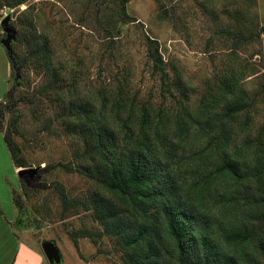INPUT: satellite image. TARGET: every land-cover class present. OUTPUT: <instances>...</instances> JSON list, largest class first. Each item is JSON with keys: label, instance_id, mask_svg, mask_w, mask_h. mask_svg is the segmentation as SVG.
<instances>
[{"label": "rangeland", "instance_id": "obj_1", "mask_svg": "<svg viewBox=\"0 0 264 264\" xmlns=\"http://www.w3.org/2000/svg\"><path fill=\"white\" fill-rule=\"evenodd\" d=\"M123 6L0 0V40L11 15L20 67L13 89L0 42L2 132L12 133L24 167L38 168L31 185L14 180L15 234L36 246L55 241L62 264H140L125 242L147 224L157 229L148 236L156 245L150 264H264V0ZM242 92L245 108L226 116ZM138 143L159 159L177 202L199 215L185 262L161 203L136 213L108 187L110 169ZM234 156L247 179L208 177ZM102 210L114 213L112 231ZM234 232L242 239L227 242L224 234Z\"/></svg>", "mask_w": 264, "mask_h": 264}, {"label": "trees", "instance_id": "obj_2", "mask_svg": "<svg viewBox=\"0 0 264 264\" xmlns=\"http://www.w3.org/2000/svg\"><path fill=\"white\" fill-rule=\"evenodd\" d=\"M128 1L123 0L125 12H127ZM20 3L18 2V4ZM158 60L162 63V57L159 56ZM244 94L242 92L240 98L227 109L226 116H234L245 108ZM3 107L5 106L0 105V132L3 131ZM145 122L147 123L148 120H145ZM4 137L11 150L15 164L18 167L26 166V161L17 156L20 147L8 129L5 131ZM141 144H137L139 145V147H136L137 149H131L128 156L123 160V165L110 169L108 187L119 193L130 206V210H134L136 213L146 214L161 203V210L166 218L167 229L174 240L180 260L185 262L191 253L194 243L190 235L192 231L191 225L198 221L199 215L187 205L177 202L175 192H173L176 189L173 186V182L161 170L159 159L151 151L140 150ZM218 173L238 180L247 179L248 177V171L236 156L233 158L227 157L224 164L216 169V173H210L208 177H217ZM258 176L264 181V170H259ZM102 213H104L102 218L107 221L105 224L107 229L112 231L115 227L114 222L110 221L107 216L111 217L114 213L108 215L103 210ZM153 235H157V229L147 224L142 225L138 231L127 234L128 239L125 244L127 248H132L129 256L133 260L140 264H150V260L156 255V245L152 239L148 238V236L151 237ZM224 236L225 240L230 243L242 239L243 234L234 232L225 233ZM202 239L203 243L208 242L206 236H203ZM212 254L216 255L217 252L213 250L206 251L203 256L204 261L209 263ZM230 261H226L224 264H232Z\"/></svg>", "mask_w": 264, "mask_h": 264}, {"label": "crops", "instance_id": "obj_3", "mask_svg": "<svg viewBox=\"0 0 264 264\" xmlns=\"http://www.w3.org/2000/svg\"><path fill=\"white\" fill-rule=\"evenodd\" d=\"M2 98L3 94H0V101ZM19 168L4 133L0 132V264H47L42 247L19 238L11 226L15 214L12 187L14 180L20 179Z\"/></svg>", "mask_w": 264, "mask_h": 264}, {"label": "water", "instance_id": "obj_4", "mask_svg": "<svg viewBox=\"0 0 264 264\" xmlns=\"http://www.w3.org/2000/svg\"><path fill=\"white\" fill-rule=\"evenodd\" d=\"M12 17L11 15H7L1 21V26L3 31L6 33V36L0 40L1 44L6 48L8 56L11 60L13 69L15 70V89L19 85L20 79V67L17 64L16 57L14 55L12 43L17 39L18 30L17 28L11 23ZM13 89L10 91L12 94ZM38 168L35 167H21L18 170V176L21 180L26 182L28 185H31L32 182H36L38 179L37 176ZM41 247L49 261L50 264H62V254L60 249L58 248L57 244L53 240H45L41 243Z\"/></svg>", "mask_w": 264, "mask_h": 264}, {"label": "flooded vegetation", "instance_id": "obj_5", "mask_svg": "<svg viewBox=\"0 0 264 264\" xmlns=\"http://www.w3.org/2000/svg\"><path fill=\"white\" fill-rule=\"evenodd\" d=\"M5 36H6V33H5Z\"/></svg>", "mask_w": 264, "mask_h": 264}]
</instances>
